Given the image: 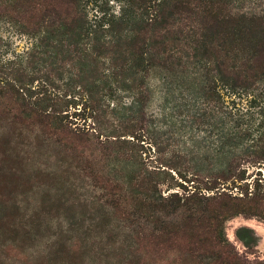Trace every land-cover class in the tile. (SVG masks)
<instances>
[{
  "label": "rangeland",
  "instance_id": "374dc122",
  "mask_svg": "<svg viewBox=\"0 0 264 264\" xmlns=\"http://www.w3.org/2000/svg\"><path fill=\"white\" fill-rule=\"evenodd\" d=\"M106 1L116 10L114 0H85L88 16ZM232 10L264 17V0L234 4ZM5 17H0V61H13L10 66L24 61L33 40ZM168 54L152 56L143 104L117 92L105 108L107 122L76 120V128L102 136L122 124H132L126 131L136 133L135 138L127 133L126 143L101 146L91 156L44 134L37 125L16 122L0 100V264H138L133 237L151 232L155 223L133 212L132 202L125 205L129 216L121 213L123 203L120 211L113 209L108 190L94 178L97 172L123 187L137 176L151 180L157 189L149 195L162 205L154 209L161 220L203 213V201L183 208L164 201L172 191L191 188L212 194L219 189L246 200L240 201L243 213L228 219L224 230L240 255L264 260V160L254 163L250 156L258 127L264 125V74L253 85L234 90L214 80L213 60L192 56L188 46ZM229 54L220 60L230 75ZM29 67L34 84L45 83L43 89L68 94L80 104L70 71L57 75L38 60ZM233 157L235 172L243 170L244 179L218 178ZM212 181L217 188L206 189ZM160 261L185 264L177 252Z\"/></svg>",
  "mask_w": 264,
  "mask_h": 264
},
{
  "label": "trees",
  "instance_id": "16d2710c",
  "mask_svg": "<svg viewBox=\"0 0 264 264\" xmlns=\"http://www.w3.org/2000/svg\"><path fill=\"white\" fill-rule=\"evenodd\" d=\"M114 1L116 10H110L106 1L89 17L85 0H0V17L6 16V21L33 40L23 62L9 66L13 61H0V100L6 101L5 109L16 122L37 125L44 134L91 156L106 144L126 143V134L131 132L135 138L136 133L126 131L132 124H122L102 136L76 128V120L107 122L105 108L117 92L143 104L152 56H168L174 48L186 45L192 56L213 60L214 80L234 90L253 85L264 74V17L232 10V5L248 0ZM229 52L230 75L220 60ZM37 60L57 75L71 72L72 87L80 90L82 98L79 105L68 94L54 95L43 89L45 83L34 84L29 66ZM252 143V162L261 164L264 125L258 127ZM236 160L227 159L218 178L244 179L243 170L235 172ZM94 178L108 190L113 209L120 211L123 203L121 213L129 216L125 205L132 202L133 212L155 223L151 232L133 237L138 264H163L160 260L169 252H177L185 264H264V260L250 261L240 255L224 230L228 219L243 213L240 201L246 200L219 189L212 194L191 188L172 191L162 199L179 208L203 201L204 210L200 216L189 212L179 221H167L154 214L162 205L149 195L157 189L151 180L137 176L124 188L98 172ZM216 184L209 182L206 189H215Z\"/></svg>",
  "mask_w": 264,
  "mask_h": 264
}]
</instances>
